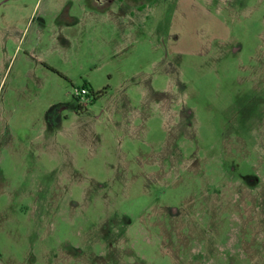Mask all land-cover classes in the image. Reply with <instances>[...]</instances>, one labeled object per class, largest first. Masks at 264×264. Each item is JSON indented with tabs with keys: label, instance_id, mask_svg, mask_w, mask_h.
<instances>
[{
	"label": "rangeland",
	"instance_id": "1",
	"mask_svg": "<svg viewBox=\"0 0 264 264\" xmlns=\"http://www.w3.org/2000/svg\"><path fill=\"white\" fill-rule=\"evenodd\" d=\"M84 2L0 0V264H264V0Z\"/></svg>",
	"mask_w": 264,
	"mask_h": 264
},
{
	"label": "crops",
	"instance_id": "2",
	"mask_svg": "<svg viewBox=\"0 0 264 264\" xmlns=\"http://www.w3.org/2000/svg\"><path fill=\"white\" fill-rule=\"evenodd\" d=\"M85 2L83 3V6L85 8H88V10L91 12V14L93 12H95L94 16H97L99 13L102 14V12H106L109 11L110 5L112 2H114V0H84ZM63 2L61 4H59V7L56 9L57 12L59 11L58 14L61 13V11L64 8L63 6ZM70 10H71V6L67 7L64 11V17L62 19H58L57 20V25H76L79 24L81 22V17L77 16L75 14H70ZM72 13V12H71ZM93 16V15H92Z\"/></svg>",
	"mask_w": 264,
	"mask_h": 264
},
{
	"label": "built area",
	"instance_id": "3",
	"mask_svg": "<svg viewBox=\"0 0 264 264\" xmlns=\"http://www.w3.org/2000/svg\"><path fill=\"white\" fill-rule=\"evenodd\" d=\"M88 94L89 90L84 85L73 89V96L80 103L86 101Z\"/></svg>",
	"mask_w": 264,
	"mask_h": 264
},
{
	"label": "flooded vegetation",
	"instance_id": "4",
	"mask_svg": "<svg viewBox=\"0 0 264 264\" xmlns=\"http://www.w3.org/2000/svg\"><path fill=\"white\" fill-rule=\"evenodd\" d=\"M93 90V89H92ZM98 92H100L99 90L98 91H94L93 90V92H90V90H89V94H88V96H87V99H86V101H84V102H82V103H80L81 104V106H79V109L78 110H82L83 108L82 107H84V106H86L89 102L91 103V102H93V100L95 99V98H97L98 97V95H99V93ZM101 93V92H100ZM168 213L170 214V212H171V209H172V207H170V206H168ZM174 214L173 215H175V214H177V211L176 212H173Z\"/></svg>",
	"mask_w": 264,
	"mask_h": 264
},
{
	"label": "trees",
	"instance_id": "5",
	"mask_svg": "<svg viewBox=\"0 0 264 264\" xmlns=\"http://www.w3.org/2000/svg\"><path fill=\"white\" fill-rule=\"evenodd\" d=\"M83 84L88 90H90V92H93L92 88L89 85H87L86 83H83ZM98 93L100 94V92Z\"/></svg>",
	"mask_w": 264,
	"mask_h": 264
}]
</instances>
